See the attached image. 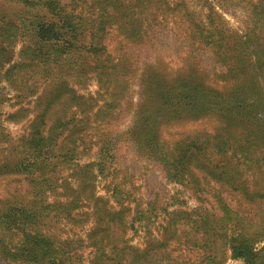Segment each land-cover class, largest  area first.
Here are the masks:
<instances>
[{"label":"trees","instance_id":"obj_1","mask_svg":"<svg viewBox=\"0 0 264 264\" xmlns=\"http://www.w3.org/2000/svg\"><path fill=\"white\" fill-rule=\"evenodd\" d=\"M10 1L45 15L26 22L33 38L22 50L27 62L13 79L17 97L32 98L30 107L19 104L10 116L28 124L26 131L10 138L0 125V178L22 184L1 201L0 229L18 242L0 238V258L14 264H83L88 248L89 264H225L228 258L264 264V247L255 248L264 243V0L253 3L243 35L198 22L184 2ZM7 24L0 23V32ZM112 31L121 39L116 54L106 43ZM165 31L186 41L189 57L177 68L162 55L161 66V59L158 66L143 63L138 81L143 94L130 136L197 206L175 211L144 246H135L127 226L132 213V221L138 219L136 207L115 199L113 206L110 189L108 198L96 192L106 165L73 164L81 147L111 146L105 133L96 143L87 141L89 131L100 127L99 110L83 103L73 82L91 76L109 90L136 80L140 61L134 51L163 46L157 38ZM18 32L24 28L18 26ZM200 49L210 50L223 68L212 82L201 67ZM72 110L88 121L74 133L66 122ZM207 117L218 121L215 131L163 140L166 126ZM64 171L68 176L60 177ZM73 177L81 183L77 189L68 182ZM88 218L91 229L77 233L74 228ZM60 221L73 229H57Z\"/></svg>","mask_w":264,"mask_h":264},{"label":"rangeland","instance_id":"obj_2","mask_svg":"<svg viewBox=\"0 0 264 264\" xmlns=\"http://www.w3.org/2000/svg\"><path fill=\"white\" fill-rule=\"evenodd\" d=\"M168 1L173 4L186 3L192 12V17L208 27L213 24L215 28L224 29L228 32H240L243 35L253 19L252 5L259 0ZM37 15L40 17L45 13L39 10L29 11L24 9L21 4L10 0H0V23H9L0 32V125L3 127V132L10 138H16L23 134L28 126V124L25 126L23 122L11 120L10 116L18 110L19 104L28 106L29 101L32 99L26 95H23L22 98L17 97L13 79L15 78L14 74L19 70L18 68L27 62L22 50L26 46V41L29 42L33 38L32 32L25 29L26 22L33 21ZM18 26L24 28L23 34L21 32L16 34ZM157 39L163 41L164 45H157L156 50L134 51L135 56L139 57L140 61L136 67V80H130L128 84H114L109 90L102 89L94 77L91 78V76L79 83L73 82L77 93L84 98L83 103H91L95 107V112L99 110L96 119L100 127L98 131L88 130L89 139L87 141L96 143L99 139L98 136L103 139L102 133H105L107 140L111 143V146L105 144L104 147L94 144L90 149L81 147L80 154H78V158H75L73 164L93 163L97 167L102 163L106 165L103 175H99L100 177L95 181L96 192L98 196L108 198L106 190L110 189L113 201L114 199L117 203L131 201V205L134 208L136 207L135 214L137 213L138 219L133 222L132 219L136 216L132 213L127 226V238L135 246H144V243L156 235L157 230L160 229L161 225H165L170 215L175 211H192L197 206V201L191 197L190 192L173 183L168 178L163 165L139 149L140 146L135 144L130 136V130L137 123L141 104L140 99L143 94L142 85L138 82L142 79L141 75L144 72L145 65L143 63L158 66L161 59V66L164 61L163 56L171 66L177 68L187 62L189 57L185 53L186 41L180 39V36L165 31ZM120 40L119 37H116V33L112 31L106 40L109 53L116 54ZM197 55H199L202 69L208 75L209 81L212 82L214 74L223 71V68L212 59L210 50L200 49ZM124 89L126 93L123 94ZM108 114H111L112 119L110 121L107 119ZM82 117H80L78 110H72L68 113L66 122L70 124L71 128L75 127L72 133L81 129L83 124L88 123L87 118L81 120ZM218 125L219 123L214 117L176 123L166 126L162 130L163 140L172 143L184 135H192L202 131L213 132L218 128ZM141 137L146 140L144 134ZM67 176V171L60 172V177ZM249 179H252L251 172H249ZM68 182L74 189L81 185L76 177L69 178ZM19 185L22 184H19L15 177L0 178V207L2 205L1 201L7 199L9 193L13 192L15 187H19ZM128 192H131L130 199H128ZM115 201L112 203L113 206H116ZM64 225L65 222L60 221L56 228H64L65 231L73 229L71 226L66 227ZM92 226L93 219L88 218L87 222L74 229L77 233L83 234ZM0 238L5 239L7 242H18L16 237L6 235V232L1 229ZM263 247L264 243L257 245L255 248L260 250ZM82 252L83 264H89L91 250L85 248ZM0 264L14 263L0 258ZM225 264H244V262L240 259L228 258Z\"/></svg>","mask_w":264,"mask_h":264}]
</instances>
